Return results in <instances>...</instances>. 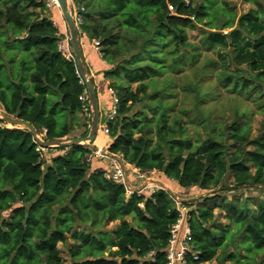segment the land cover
<instances>
[{
	"label": "trees",
	"instance_id": "obj_1",
	"mask_svg": "<svg viewBox=\"0 0 264 264\" xmlns=\"http://www.w3.org/2000/svg\"><path fill=\"white\" fill-rule=\"evenodd\" d=\"M246 1L250 9L237 17L235 5L227 0H72L75 8H84L83 36L99 42L101 59L109 66L104 79L121 76L126 81L107 83L118 98L116 120L108 125V155H121L127 165L140 171L159 172L179 189L196 187L212 194L223 191L225 181L235 188H264V0ZM200 26L217 32L214 38L206 36L205 45L217 56L219 77L227 91L259 103L255 106L261 117L257 133L252 136L251 125L242 121L245 114L234 113L224 123L203 112L200 103L215 91L201 93L202 81L196 77L197 84L189 89L200 119L195 123L205 136L191 149L181 119L184 109L169 124L171 108L162 98L151 108L158 116L153 142L152 120L135 110L142 102L139 94L146 93L142 82L181 71L189 60L186 50L195 48L187 42L186 31ZM248 28L258 33L247 32ZM227 29H231V45L219 37ZM61 38L45 0H0V110L37 125L39 134L45 132V141L66 138L81 123L86 129L83 119H78L79 96L85 87L74 63L57 52ZM242 54L260 70L253 80L240 78L235 71V60ZM174 81L162 80L165 97L171 95L168 87ZM135 83L137 91L132 89ZM194 119L188 118L191 127ZM86 135L87 131L81 137ZM35 148L30 134L0 123V264H65L58 246L68 235L77 242L68 249L71 264L166 263L170 227L178 220L166 189L149 198L127 197L121 185L104 178L103 171L87 174L90 166L83 159L89 147L57 148L66 153L51 158L45 167ZM255 203L254 210L245 203L237 209L236 203L215 196L188 211L197 260L188 255L187 261L210 262L218 249L226 248L227 234L229 239L243 235L247 243L241 248L261 254L264 261V203ZM215 208L220 209L219 215L224 213L226 226L215 221ZM105 223H116L110 232H99L111 237L109 243L75 231L77 225L95 230ZM84 248L88 254L81 258ZM226 257L230 264L251 263H241L237 254Z\"/></svg>",
	"mask_w": 264,
	"mask_h": 264
},
{
	"label": "rangeland",
	"instance_id": "obj_2",
	"mask_svg": "<svg viewBox=\"0 0 264 264\" xmlns=\"http://www.w3.org/2000/svg\"><path fill=\"white\" fill-rule=\"evenodd\" d=\"M230 4L235 5V11L237 17L245 13L250 9L251 5L247 3L246 0H227ZM70 5L73 6L72 0H70ZM59 10V9H58ZM49 11V10H48ZM55 12V11H54ZM60 13V10L58 11ZM51 15V12L49 11ZM231 29L223 30L219 32L220 39H223L224 42L230 44V39L228 38V33ZM204 33H207L205 36ZM247 32H251L252 34L258 33V30L251 31L250 28L247 29ZM216 31H211L203 26L198 27L193 31H186V38L189 44L194 45L195 48L189 47L186 50V54L189 57V60L186 62L184 67L179 72H170L169 74H159L157 77L153 76L152 79H145L142 83L147 85L146 93L144 95L139 94V97L142 99V102L135 106L136 112L139 114L146 115L150 120H152L151 132L152 137L151 140L154 142L156 140V122L157 117L151 112V108L163 98V102L168 104L171 108L168 111V123L171 124L174 119V115L178 113L180 108H183L186 115H183L181 119L183 120V125L186 126L185 134L190 138V146L191 149L198 145L201 139L205 136L204 132L200 129V125H197L195 122L198 119L197 112L195 114L194 111V94L190 92L189 86L193 87V84H197L195 78H200L202 82L199 83L198 90L201 93L205 91L214 90V94L211 97H208L206 101L200 103V109L203 112H211L214 118L219 119L226 123L234 118V113L238 115L245 114L246 118L242 119L244 123H249L252 127L251 134L254 136L257 133L258 124L261 120L260 115L257 113V109L255 106H258L259 103H254L251 99H244L241 96H238L236 93H230L225 88V83H223L222 79H220L219 74L221 70L218 68V59L217 56L213 53L212 49L206 47L205 43L209 40L208 38L216 37ZM250 33V34H251ZM210 34V35H209ZM240 36H246L245 33H239ZM133 53L136 49L132 50ZM123 57L118 60V62L122 61ZM250 58L242 54L241 58L235 60L236 69L240 78L246 80H253L254 76L260 71L259 69H255L252 67L250 63ZM144 63H147L146 61ZM174 78V84L168 87L171 92H167V94H171L170 96H164L165 93L162 91V87L164 84L162 80L168 79L171 80ZM105 82L107 83H116V84H125V79L121 76L118 79L106 78ZM253 85H258L256 82ZM138 83L132 85L133 91H137ZM252 88V87H250ZM168 91V90H167ZM108 106L110 104L108 103ZM1 109V108H0ZM110 109V107H109ZM1 112V110H0ZM108 113V109L101 114L100 122H99V130L100 127L104 124V116ZM194 117L192 127L191 123L188 121V118ZM59 119V118H58ZM78 119L81 120L82 117L78 116ZM89 121V118H87ZM200 120V119H198ZM59 124H63L62 121H58ZM204 124V123H201ZM12 129L13 127L7 126ZM197 130V133H196ZM100 135V133L98 134ZM98 142V141H96ZM57 153L66 152V150L61 151L60 149L56 150ZM55 153V154H57ZM62 155V154H61ZM63 156V155H62ZM55 157V156H54ZM51 158L53 156L47 157L44 160V167L50 163ZM90 171L87 172L89 174ZM157 185L160 188H165L170 194L173 202L175 203V207L178 206L180 208H184L188 211L195 209L196 207H200L204 204L205 200H209L213 197H222L227 200L229 203L234 204L237 209L242 208L244 203L251 208L252 210L256 209V201H260L264 203V188L262 187H252L250 185L243 186L241 188H235L234 185L230 181H225V189L221 191L218 189L212 194L209 192L200 191L198 188H189V189H179L176 182L166 183V179L162 178L161 175H156L152 177ZM163 180V181H162ZM254 200V201H253ZM100 204V203H98ZM85 212V211H84ZM220 209H214L215 221H218L221 226H226L228 222L223 218L224 213L219 215ZM86 215V213H84ZM188 216V215H187ZM187 218V217H186ZM127 221L131 222V218H127ZM90 224V221L87 225ZM116 223H105L98 229L93 227V229H89L88 226L77 225L75 227V231H86L87 234H92L97 241L101 240L103 242H108L111 237L107 236V234L101 235V231L110 232ZM219 228V225L218 227ZM100 232V233H99ZM99 233V234H98ZM243 235H234L229 239V234L226 235L223 243H227L225 249H218L216 251L215 257L206 264H230V260L226 257L228 254H237L238 259L241 263L248 264H264L262 261V255H252L251 252H248L245 248H241L243 243H247V241H243ZM109 243V242H108ZM77 245V242L71 239V235L67 236V239L64 244H59L58 248L61 251L62 259L65 261V264H71V260L68 256V249L73 248ZM85 249V248H84ZM114 251V249H112ZM87 250L81 252L80 257L84 258L87 256ZM94 252H97V249H93ZM252 255V259L250 256ZM105 257L108 256V253L103 254ZM226 258V259H225Z\"/></svg>",
	"mask_w": 264,
	"mask_h": 264
},
{
	"label": "built area",
	"instance_id": "obj_3",
	"mask_svg": "<svg viewBox=\"0 0 264 264\" xmlns=\"http://www.w3.org/2000/svg\"><path fill=\"white\" fill-rule=\"evenodd\" d=\"M45 5L47 10L50 12L58 8V4L56 0H45ZM172 11V8H170ZM71 17L75 29L77 31L78 37H82L83 33L81 28L83 26V13L84 8L81 6L74 7L70 5ZM55 25V23L53 22ZM56 26V25H55ZM57 27V26H56ZM80 49L83 48V45L80 44ZM99 42L93 40L92 47L95 51L99 50ZM57 52L61 55V57L67 61L74 63V59L71 53L70 45H69V38L68 35L62 36V38L57 42ZM79 77V75H78ZM80 84L82 85V81L80 79ZM110 92V109L108 113L104 116L105 122L100 127V131L104 135L109 134L108 125L110 123L115 122L117 117V105H118V98L117 92L108 88ZM79 102L81 105L82 113L85 116H89V106H88V99L86 96V92H84L79 96ZM39 138L41 140H45V132L43 131L42 134H39ZM36 146L35 152L39 156V162H41L42 166H44V160L47 159L49 156H62L64 155L63 152L57 153L55 149L52 148H42L37 143L33 142ZM57 153V154H55ZM62 154V155H61ZM92 160H107L108 168L106 171H103V176L106 180L111 181L115 184L121 185L125 190V195L127 197H131L136 195L137 197L144 196L146 198L151 197L156 192L160 190H165V188H160L157 185L152 177L159 172L152 171V172H145L140 171L134 167L127 165V163L123 160L121 155L116 157L110 156L107 154V148H95L89 149L88 154L84 155V163L89 165ZM171 182H175L170 180ZM173 200V199H172ZM176 210L178 212V220L170 227V239L168 242L167 249L165 251V264H190L187 261V256L191 255V259L193 261L197 260V254L193 251V245L191 243V236H190V228L188 223L187 213L188 210L184 208H180L177 203ZM187 217V218H186Z\"/></svg>",
	"mask_w": 264,
	"mask_h": 264
},
{
	"label": "water",
	"instance_id": "obj_4",
	"mask_svg": "<svg viewBox=\"0 0 264 264\" xmlns=\"http://www.w3.org/2000/svg\"><path fill=\"white\" fill-rule=\"evenodd\" d=\"M56 1L61 16L63 18V21L67 27L69 45L74 59V65L85 87V92L88 99L89 120H90V128L88 134L85 137H81V138H63V139L45 141L39 138V133H38L39 130L37 125H30L18 120L17 118L6 116L5 114H3V112H0V123L27 132L32 137L33 142L37 143L42 148L68 149L79 146L88 147L95 141V138L97 137L99 132L98 128H99L100 118H99V109H98V99H97L95 87L93 86V84H91L90 78L87 75V70L83 62V55L79 45V37L71 17L70 0H56Z\"/></svg>",
	"mask_w": 264,
	"mask_h": 264
},
{
	"label": "crops",
	"instance_id": "obj_5",
	"mask_svg": "<svg viewBox=\"0 0 264 264\" xmlns=\"http://www.w3.org/2000/svg\"><path fill=\"white\" fill-rule=\"evenodd\" d=\"M58 11H59L58 9L51 11V20L57 26L60 35L62 36L68 35L67 27L63 21L61 13H59ZM79 42L81 45H83L81 51L83 55V62L87 70V75L89 76L91 84H93L96 90V95L98 99L99 118H100L101 114H103L105 110L107 109L109 110L110 107L108 106V103L110 104V92L107 88V82H105V79L103 77V73L109 68V66L101 59L99 50L95 51L93 49L92 47L93 40H90L86 36H83L79 38ZM78 116L82 117L84 124H86V129L85 127L82 126L81 123L78 127H75L74 130L66 138H81L82 134H84L86 131L88 134L90 128V120L88 121L87 118H89V116H85L82 112H80ZM110 143L111 140L109 139L108 135H104L100 132V135H97L95 141L88 147L89 149L108 148ZM89 166H90V170H89L90 173L95 171H106L108 168V162L107 160H92ZM166 183H171V181L167 179ZM7 216L8 214L4 215L5 218Z\"/></svg>",
	"mask_w": 264,
	"mask_h": 264
}]
</instances>
